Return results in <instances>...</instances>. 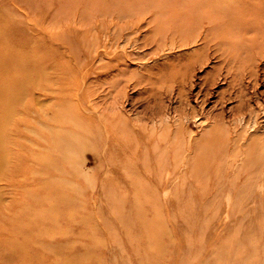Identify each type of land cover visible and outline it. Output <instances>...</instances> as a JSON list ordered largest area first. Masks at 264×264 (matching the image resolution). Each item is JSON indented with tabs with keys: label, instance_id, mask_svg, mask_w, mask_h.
Segmentation results:
<instances>
[{
	"label": "rangeland",
	"instance_id": "obj_1",
	"mask_svg": "<svg viewBox=\"0 0 264 264\" xmlns=\"http://www.w3.org/2000/svg\"><path fill=\"white\" fill-rule=\"evenodd\" d=\"M2 90L0 264H264V0H0Z\"/></svg>",
	"mask_w": 264,
	"mask_h": 264
},
{
	"label": "bare ground",
	"instance_id": "obj_2",
	"mask_svg": "<svg viewBox=\"0 0 264 264\" xmlns=\"http://www.w3.org/2000/svg\"><path fill=\"white\" fill-rule=\"evenodd\" d=\"M240 32H242V31L240 30ZM229 33H230V32H229ZM235 33H236V32H235ZM234 35H235V34H233V36H234ZM237 35H238V34H237ZM256 35H257V33H256ZM256 35L254 34V37H256ZM262 36H263V35H262ZM231 37H232V36H231ZM234 37H236V36H234ZM237 37H238V36H237ZM260 37H261V36H260ZM230 39H231V42L233 43L232 38H229V40H230ZM234 39H235V38H234ZM234 39H233V40H234ZM246 39H249V38H246ZM229 40L227 39V41H229ZM235 40H237V39H235ZM238 40H239V39H238ZM240 41H241V40H240ZM249 41H250V40H249ZM255 41H256V40L254 39V41H251V42H255ZM229 42H230V41H229ZM237 42H238V41H237ZM234 44H235V43H234ZM239 44H240V42H239ZM245 44H246V43H245ZM256 44H257V43H256ZM236 45H237V44H236ZM236 45H235V46H236ZM250 45H251V44H250ZM252 45H253V44H252ZM252 45H251V47H252ZM254 45H255V44H254ZM241 46H242V45H241ZM233 47H234V45H233ZM239 47H240V45L238 46V49H239ZM248 47H249V46H248ZM243 48H245V47H243ZM243 48H242V50H243ZM233 49L236 50V48H233ZM233 51H234V50H233ZM233 51H232V54H233L232 56H234V54H235V55L238 54L237 52H236V53H233ZM236 51H237V50H236ZM238 51H239V50H238ZM240 51H241V49H240ZM240 51H239V54L242 55V53H241L242 51H241V52H240ZM232 56H231V57H232ZM235 57H236V56H235ZM239 57H240V56H239ZM236 58H237V59H236ZM236 58H235V59H236L237 61H238V59L241 60V58H238V55H237ZM235 59H234V57H233V60H235ZM2 64H3V63H1V66H2ZM31 70H32V69H31ZM31 70H30V71H31ZM29 73H30V72H29ZM15 75H16V74H15ZM35 75H36V74H35ZM29 76H30V75H29ZM32 76H33V75H32ZM37 76H38V74H37ZM249 76H250V75H249ZM34 77H35V76H34ZM26 78H27V77H26ZM28 78H30V77H28ZM31 78H32V77H31ZM13 79H14V78H13ZM20 79H21V78H20ZM23 79H24V78H23ZM32 80H33V79H32ZM35 80H36V79H35ZM48 80H49V79H48ZM19 81H20V80H19ZM27 81H29V80H27ZM27 81H26V82H27ZM43 81H44V79H43ZM18 83H19V82H18ZM23 83H24V82H23ZM32 83H33V82H32ZM29 84H30V82H29ZM33 84H34V83H33ZM17 85H18V84H17ZM19 85H21V82H20ZM26 85H27V83H26ZM17 87H18V86H17ZM25 87H26V86H25ZM9 88H10V87H9ZM18 89H19V88H18ZM26 89H27V88H26ZM40 90H41V89H40ZM42 90H43V89H42ZM42 90H41V91H42ZM8 93H9V92H8ZM26 93H27V92H26ZM3 94H4V93H3V90H2L1 93H0V95H3ZM9 95H11V94H9ZM14 95H15V94H14ZM16 95H17V94H16ZM20 95H21V94H20ZM20 95H19V96H20ZM19 96H18V97H19ZM24 96H25V95H24ZM15 98H16V97H15ZM36 98H38V97H36ZM6 99H7V97H6ZM10 99H11V98H10ZM22 99H23V97H22ZM16 100H17V99H16ZM8 101H9V100H8ZM12 101H13V100H12ZM18 102L21 103L19 100H18ZM10 103H11V102H10ZM15 103H17V102H15ZM11 104H12V103H11ZM35 104H36V103H35ZM4 106H5V104H4ZM11 106H13V105H11ZM35 106H36V105H35ZM5 107H6V106H5ZM9 108H10V105H9ZM58 108H59V107H58ZM61 108H62V107H61ZM11 110H12V109H11ZM59 110H61V109H59ZM56 111H57V110H56ZM56 111H55V112H56ZM12 112H13V111H12ZM65 112H66V111H65ZM48 113H49V112H48ZM53 113H54V112H52V115H53ZM62 114L64 115V113H62ZM65 115H66V114H65ZM53 116H54V115H53ZM61 116H62V115H61ZM68 116H69V115H68ZM59 117H60V116H59ZM62 118H63V117H62ZM65 118H67V117H65ZM54 119H55V118H54ZM57 119H58V118H57ZM60 119H61V117H60L58 120H60ZM67 120H69V117H68ZM70 120H72V119H70ZM70 120H69V121H70ZM60 122H63V121H60ZM60 122H59V123H60ZM66 122H68V121H66ZM56 123H57V122H56ZM244 123H245V122H244ZM254 123H255V122H254ZM60 124H62V123H60ZM252 124H253V123H252ZM243 125H244V124H243ZM245 126H246V125H245ZM248 127H249V126H248ZM252 127H253V126H252ZM252 127H251V128H252ZM245 128H246V127H245ZM256 128H257V127H256ZM215 130H216V129H215ZM215 130H214V131H215ZM250 130H251V129H250ZM214 131H213V132H214ZM216 131H217V130H216ZM253 131L255 132V130H253ZM0 133H1V132H0ZM235 133H236V132H235ZM248 133H249V132H248ZM5 134H6V133H5ZM12 134H13V133H12ZM34 134H35V133H34ZM58 134H59V133H58ZM65 135H67V134H65ZM252 135H253V134H252ZM10 136L12 137V135H10ZM246 136H247V135H246ZM61 137H62V136H61ZM241 137H243V135H242ZM4 138H5V137H4ZM249 138H250L251 140H255V139H252V137H250V134H249ZM236 139H237L236 141H238V137H236ZM8 140H9V139H8ZM247 142H249V141L246 140V143H247ZM254 142H255V141H254ZM254 142H253V143H254ZM257 142H258V141H257ZM249 143H250V142H249ZM2 144H3V142L0 140V149H1V145H2ZM255 144H256V143H255ZM255 144L253 145L254 147H255ZM245 146H247V145H245ZM245 146H244V147H245ZM250 146H251V143H250ZM254 147H253V148H254ZM256 148H257V147H256ZM260 148H261V147H260ZM260 148H259V149H260ZM245 149H246V147H245ZM248 149H249V148H248ZM77 150H78V149H77ZM5 151L7 152V150H5ZM8 151H9V150H8ZM252 151H253V149L250 150V151L248 152V155H249V156H250V153H251ZM257 151H259V150H256L255 152H257ZM244 152H245V151H244ZM246 152H247V150H246ZM260 152H262V149H261ZM0 153H1V151H0ZM245 154L247 155V153H244V155H245ZM248 155H247V156H248ZM251 155H252V154H251ZM7 156H8V154H7ZM0 158H1V154H0ZM247 158H248V157H247ZM247 158H246V159H247ZM249 158H250V157H249ZM249 158H248V159H249ZM245 161L250 163L249 160H248V161L245 160ZM247 164H248V163H247ZM252 164H253V163H252ZM262 164L264 165V163H262ZM262 164H261V167H262ZM132 165H133V164H132ZM254 165H256L255 162H254ZM254 165H253L252 167H254ZM133 166H134V165H133ZM251 169H253V168H251ZM254 169L256 170L255 167H254ZM254 169H253V171H254ZM257 169H258V168H257ZM0 170H1V159H0ZM245 170H246V169H245ZM259 170H260V169H259ZM259 170H258V171H259ZM128 171H129V170H128ZM130 171H132V170H130ZM8 172H9V171H8ZM135 172H136V171H135ZM259 172H260V171H259ZM259 172H258V174H259ZM133 173H134V172H133ZM250 173H251V172H250ZM254 173H256V172H254ZM263 173H264V172H263ZM130 174L132 175V173H130ZM134 174H135V173H134ZM136 174H137V173H136ZM139 174H140V173H139ZM46 175H47V174H46ZM252 175H253V173H252ZM253 176H255V175H253ZM258 177H259V176H258ZM263 177H264V175L262 176V178H263ZM252 178H254V177H252ZM262 184H264V181H263ZM61 185H62V184H61ZM55 187H56V186H55ZM61 187H62V186H59V188H61ZM252 189H253V188H252ZM61 194H63V193H59V195H61ZM64 194H65V193H64ZM64 194H63V195H64ZM59 195H58V197H59ZM63 195H61L62 197H61V196H60V197L63 198ZM65 196H66V195H65ZM67 196H69V195H67ZM42 197H43V196H42ZM45 197H47V199H49L47 195H46ZM51 198H52V197H50V199H51ZM64 199H65V198H64ZM64 199H63V200H64ZM66 199H67V198H66ZM69 200H70V197H69ZM75 200H76V199H75ZM76 201H77V200H76ZM67 203H68V202H67ZM55 204H56V202H55ZM51 207H52V206H51ZM40 208H42V207H40ZM56 211H57V209H56ZM59 212H61V211H59ZM45 213H46V212H45ZM55 215H57V214H55ZM31 217L33 218L34 216H31ZM35 217H37V216H35ZM28 218H29V217H28ZM42 218H43V216H42ZM30 220H31V218H30ZM49 221H50V220H49ZM55 221H56V220H55ZM34 223H35V222H34ZM35 225H36V224H35ZM35 225H34V226H35ZM41 227H42V226H41ZM41 227L38 226V228H41ZM38 233L40 234V232H38ZM38 233H37V234H38ZM35 234H36V233H34V235H35ZM39 234H38V235H39ZM34 235H33V236H34ZM24 239H25V238H24ZM33 241H35V240H33ZM33 241H32V242H33ZM32 242H31V243H32ZM37 242H38V241H37ZM34 243H36V242H34ZM12 251H13V250H12Z\"/></svg>",
	"mask_w": 264,
	"mask_h": 264
}]
</instances>
